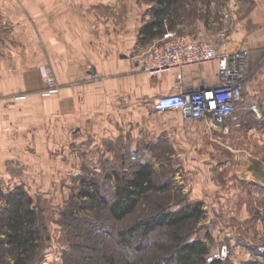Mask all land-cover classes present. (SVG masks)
Returning a JSON list of instances; mask_svg holds the SVG:
<instances>
[{
  "label": "rangeland",
  "instance_id": "obj_1",
  "mask_svg": "<svg viewBox=\"0 0 264 264\" xmlns=\"http://www.w3.org/2000/svg\"><path fill=\"white\" fill-rule=\"evenodd\" d=\"M103 2L108 4L101 11L104 29H138L135 46L126 54L120 53L121 58L133 63V56L161 37L148 39L139 34L142 25L152 20L156 0ZM225 21L227 38H240V48L247 51L246 86L252 92L264 89L263 0H174L172 17L164 21V28L209 40L224 29ZM47 30L15 27L0 13V80L7 83L4 72L37 68L43 83L40 90L14 89L9 93L5 104L22 105L28 113L22 120V145H8L13 158L0 163V211L6 205L5 195L16 186H21L39 207L44 224L39 263L102 264V256L116 259L118 253L126 252L122 248L117 251V231L145 215L153 201L161 199L173 209L200 204L201 217L190 235L207 245L208 263L264 264V102L259 101V117L255 114L257 118H253L248 112L239 116L238 111L227 125L240 124L239 128L231 127L226 136L219 129L214 133L217 141L203 138L204 146L199 148L177 144L176 138L171 140L166 134L143 136L141 129L134 137L127 133L128 117L142 122L147 115L141 110L126 114L125 107L147 109L153 97L131 98L120 93L100 101L82 93L76 105L79 120L72 121L66 131L56 116L52 134L47 130V98L54 95L56 102L62 86L57 71L48 63ZM255 39H260V44L251 46L249 41ZM225 44L217 43L220 47ZM57 59L61 65V57ZM42 68L54 80L52 88L46 87ZM86 70L82 84L89 86L92 65L88 63ZM246 91L247 87L244 94ZM161 114L162 122L177 121L173 113ZM115 117L119 119L118 132L115 125L111 132V118ZM141 162L150 163L168 187L142 200L125 220H110L107 205L80 196L82 190L92 191L95 182L98 194L110 202L114 173L130 172Z\"/></svg>",
  "mask_w": 264,
  "mask_h": 264
},
{
  "label": "crops",
  "instance_id": "obj_2",
  "mask_svg": "<svg viewBox=\"0 0 264 264\" xmlns=\"http://www.w3.org/2000/svg\"><path fill=\"white\" fill-rule=\"evenodd\" d=\"M111 4L112 2H110V7ZM104 5L108 4H104L103 0H0V13L9 17L15 27L48 29V63L50 62L53 69L57 71V81L61 82L62 86L59 90L60 95L58 94L57 97V106L54 95H51L50 99L47 98L48 106L45 111L47 130H50L52 134L55 131L56 116L62 119L63 130L66 131L72 121L79 120V116H75L80 113L76 105L78 106L77 100L82 93L86 96L90 93L94 98L102 101L103 98L118 97L120 93L131 98L153 97L155 99L176 91V71H166L150 76L131 63L129 59L120 57V53L126 54L135 46L134 40L138 29H122L121 32L119 29H104L101 21V11ZM167 31L171 29L165 32ZM198 40L214 41V38L209 40L198 38ZM240 40V38H234L232 41L229 37L224 47L217 45L218 50L240 49ZM259 42L260 39H255L250 40L249 44L253 46L252 44L257 45L260 44ZM60 57L61 65L57 59ZM88 63L93 67L92 79L89 81L92 84L85 86L82 83L86 79ZM4 74H7L5 77L7 83L0 80V98H3L0 102V163L13 158L10 157L12 153L8 151V145H22L23 134L21 133L25 125L22 120L28 113V109L22 105L5 104V101L9 100L7 99L9 93L14 89L36 91L43 87L37 68H20L14 72H4ZM216 82L217 64L214 61L202 64L200 67L191 66L183 70L184 90H195L204 84L213 85ZM246 87L247 91L244 94L239 116L248 112L253 118H257L249 107L255 105L258 112H262L258 104L261 100L264 102V89L255 88L252 92L250 86ZM152 101L147 109L145 107H125L126 114L141 110L147 115L141 118L142 122L135 121L134 117L126 119V131L128 134L131 133V136L134 137V132L141 129L143 136H146V133L158 134L160 137L161 134H166L165 137L169 136L171 140L176 138L175 143L177 144L200 148L204 146L201 145L203 138L217 141L214 133L219 132V129H222V135L226 136L228 129L231 127L237 129L240 126V124H235L223 128L208 127L201 120H184L178 111L156 112ZM100 107L103 113V106ZM161 113H173L177 121L162 122L159 119L160 115L162 116ZM118 120V117L111 118V132H118Z\"/></svg>",
  "mask_w": 264,
  "mask_h": 264
},
{
  "label": "trees",
  "instance_id": "obj_3",
  "mask_svg": "<svg viewBox=\"0 0 264 264\" xmlns=\"http://www.w3.org/2000/svg\"><path fill=\"white\" fill-rule=\"evenodd\" d=\"M174 0H156L152 20L142 25L140 36L151 39L167 30L164 21L172 17ZM113 176V198L107 203L99 195L97 183L92 191L82 190V198L107 205L112 221H123L135 213L142 200L167 189L150 163L136 164L130 172H116ZM6 205L0 211V264H40L39 250L44 224L40 210L21 186L5 195ZM199 203L170 208L161 199L142 217L117 231V258L102 256V264H219L207 262V245L191 237L190 231L201 217ZM136 244V246H135ZM84 264H93L87 263Z\"/></svg>",
  "mask_w": 264,
  "mask_h": 264
},
{
  "label": "built area",
  "instance_id": "obj_4",
  "mask_svg": "<svg viewBox=\"0 0 264 264\" xmlns=\"http://www.w3.org/2000/svg\"><path fill=\"white\" fill-rule=\"evenodd\" d=\"M227 21L216 33L214 41H200L189 35L165 32L154 44L132 57L133 64L150 76L176 71V91L158 96L152 101L156 112L178 111L184 120H201L208 127H227L228 121L240 110L246 88L247 51L218 50L217 43L227 41ZM214 61L217 64V82L202 85L195 90L183 89V70L200 67ZM46 87L54 80L44 68L41 70ZM258 117L255 105L249 107Z\"/></svg>",
  "mask_w": 264,
  "mask_h": 264
}]
</instances>
